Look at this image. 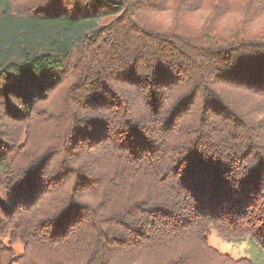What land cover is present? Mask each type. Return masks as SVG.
Returning <instances> with one entry per match:
<instances>
[{
	"label": "trees",
	"instance_id": "obj_1",
	"mask_svg": "<svg viewBox=\"0 0 264 264\" xmlns=\"http://www.w3.org/2000/svg\"><path fill=\"white\" fill-rule=\"evenodd\" d=\"M164 4L0 0V264H252L211 229L264 249V45L157 32Z\"/></svg>",
	"mask_w": 264,
	"mask_h": 264
},
{
	"label": "clouds",
	"instance_id": "obj_2",
	"mask_svg": "<svg viewBox=\"0 0 264 264\" xmlns=\"http://www.w3.org/2000/svg\"><path fill=\"white\" fill-rule=\"evenodd\" d=\"M181 3L182 0H165L163 8L149 10L146 26L161 33L177 29L178 25L188 34L211 30L217 36L264 45V0H197L193 8H182ZM3 85L0 82V87ZM16 100L19 99L13 101Z\"/></svg>",
	"mask_w": 264,
	"mask_h": 264
},
{
	"label": "rangeland",
	"instance_id": "obj_3",
	"mask_svg": "<svg viewBox=\"0 0 264 264\" xmlns=\"http://www.w3.org/2000/svg\"><path fill=\"white\" fill-rule=\"evenodd\" d=\"M208 238L212 246L234 259L247 258L252 264H264V249L251 237L226 239L211 229Z\"/></svg>",
	"mask_w": 264,
	"mask_h": 264
}]
</instances>
